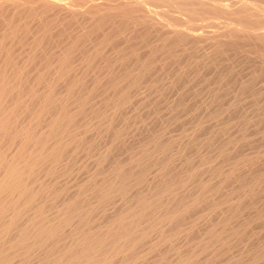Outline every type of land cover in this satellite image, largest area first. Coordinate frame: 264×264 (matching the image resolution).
<instances>
[{
	"label": "bare ground",
	"instance_id": "6f19581e",
	"mask_svg": "<svg viewBox=\"0 0 264 264\" xmlns=\"http://www.w3.org/2000/svg\"><path fill=\"white\" fill-rule=\"evenodd\" d=\"M234 59L264 75V0H0V264H264V101L259 140L213 108Z\"/></svg>",
	"mask_w": 264,
	"mask_h": 264
},
{
	"label": "rangeland",
	"instance_id": "374dc122",
	"mask_svg": "<svg viewBox=\"0 0 264 264\" xmlns=\"http://www.w3.org/2000/svg\"><path fill=\"white\" fill-rule=\"evenodd\" d=\"M231 1V0H230ZM227 2H229V1H227ZM158 6V5H157ZM159 6H160V4H159ZM159 8V10H166L167 9V7L166 6H162L161 5V7H158ZM163 8H165V9H163ZM173 12V11H172ZM177 14V13H176ZM176 14H174V15H176ZM216 15H214V16H212V15H210V16H206L204 19H199V21L198 20H196V24H200L199 25V27H201L202 28V30L203 31H206L207 33H212V32H214L215 31V29H216V31H218L217 29H224V25H226V24H228V23H230V20L228 19V21H227V18H225V17H223V16H221L220 15V17L218 16H216ZM209 18V19H208ZM215 18V19H214ZM226 21V22H225ZM216 22V23H215ZM214 23V24H213ZM220 23H224L223 25L222 24H220ZM222 29V30H223ZM221 31V30H220ZM183 61H185V60H182V62ZM188 61H190V60H188ZM192 61V60H191ZM190 61V62H191ZM194 61V60H193ZM193 61L191 62V63H193ZM226 61V60H225ZM225 61H222L223 62V64L221 65L222 67H233V68H235V70L234 69H232V67H231V72H230V75H232V73H234L233 74V76L232 77H234V79L229 75V78L231 77V79H233V80H235L236 81V83H235V81H233V80H231V82L229 81V83H230V85H228V86H226L227 88H223V90L221 89V91H220V95H219V97H218V99H217V102H215V107H213L214 109H215V111H217L218 112V114H219V119L220 118H222V119H220V120H222V121H224L225 120V117L223 118V116L222 115H224L225 113H226V111H227V114H225V116H227L228 117V119H227V117H226V120L225 121H230L231 120V117L233 116L232 114L233 113H235V115L232 117V120L230 121V122H234V121H236L235 123H234V125H235V127L237 126V129H241V128H243V127H245L246 129H248V127H246L247 125L245 124V120H246V123H248V126H249V130L250 131H248V132H250L251 134V136H253L254 135V133H252L253 131H254V129L252 130V126H253V124H254V122H252L251 120H260V119H262L263 117H264V114H263V117L261 118V117H259V114H260V110H259V108H261L262 106H263V101H264V75L263 74H261L259 77H258V79H256L254 82H253V84H251V85H247L248 86V88L246 87V88H244V86L243 87H241L240 85H241V79H247V78H249L250 77V73H253V71H254V69L258 66V68H256V70H259V63H258V60H253V59H234V60H230V61H228L227 60V64H225L226 62ZM186 62V61H185ZM184 62V63H185ZM197 62L198 63H193L192 64V67H196L198 64H199V66L201 65V63H202V60H197ZM228 62L231 64H229L228 65ZM219 63V64H220ZM234 64V65H233ZM234 70V71H233ZM251 70H253L252 72H251ZM255 70V71H256ZM208 71H210L211 72V70H208ZM208 71H206L205 73H203L201 76L200 75H195V74H193L192 75V77H191V83H189V84H185V85H182V84H180V85H178V88L180 87L181 88V86L183 87V88H179V92L181 93L182 91H186L188 94H189V99H188V105H186L187 107H186V109H181V110H179L178 112H177V118L174 120V122L173 123H175V125L174 124H171V126L168 128L169 130H167L166 132H165V137H168L167 135L168 134H172V136H176L177 137V135H180V133H182V131H184V129H183V127H185L186 126V124L185 123H187L188 122V120L190 119V118H192V115L194 116V113L196 112V113H200L199 112V109H201V107H203L204 106V102L209 98V96L212 94L211 93V91L213 90V88H214V86L213 85H211L212 84V82H214V80H213V78H215V76H216V73L214 74L213 72H209V74H208ZM204 74H206V75H204ZM204 75V76H203ZM263 75V76H262ZM207 76V77H206ZM239 76V77H238ZM204 77V78H203ZM213 77V78H212ZM237 78V80H236V78ZM212 78V79H211ZM209 79H211V80H209ZM240 79V82L238 81ZM184 81V80H183ZM182 81V82H183ZM238 81V82H237ZM234 82V83H233ZM240 83V84H239ZM183 84H184V82H183ZM239 85V87H238V85ZM232 86V87H231ZM237 87H238V89L240 90V91H242V92H240L239 90H237ZM241 87V88H240ZM250 87V88H249ZM243 88V89H242ZM145 91H146V89H144ZM144 90L142 89V91L141 92H144ZM234 90V91H233ZM249 90V91H248ZM226 92V93H225ZM237 92H238V97H237ZM144 94V93H143ZM175 94V95H174ZM174 94H171V97H173L174 98V96H176V93L174 92ZM226 97V98H225ZM176 98V97H175ZM237 99V100H236ZM239 99V100H238ZM221 100H225L223 103H225V104H223V103H221L222 101ZM220 101V102H219ZM227 101H229V102H227ZM219 102V103H218ZM217 103V104H216ZM221 103V104H220ZM220 104V105H219ZM227 104V105H226ZM233 104V105H232ZM216 105H218V106H216ZM232 107H231V106ZM214 106V105H213ZM225 106H226V108H225ZM230 107V110H229V107ZM198 107H199V109H198ZM219 107V108H218ZM222 107V108H221ZM224 107V108H223ZM232 108V109H231ZM198 111H196V110ZM222 109V110H221ZM225 109H227V110H225ZM186 110V111H185ZM231 110H233V111H231ZM220 111V112H219ZM230 111V112H229ZM260 111V112H259ZM228 112H229V115H230V118H229V116H228ZM233 112V113H232ZM183 113V114H182ZM224 113V114H223ZM257 114H258V117H257ZM262 114V113H261ZM181 115V116H180ZM240 115H242L243 117H240ZM256 115V116H255ZM167 117L169 116V115H166ZM180 118H179V117ZM188 116V117H187ZM235 116H237V117H235ZM240 117V119H239V117ZM247 116V117H246ZM255 116V117H254ZM244 117H246V118H244ZM218 118V117H217ZM237 118V119H236ZM243 118H244V120H243ZM254 118V119H253ZM255 118H257V119H255ZM158 118H156L155 119V123H156V129L158 130L159 129V127H160V121H159V119L157 120ZM179 119V120H178ZM236 119V120H235ZM242 119V120H241ZM249 119V120H248ZM183 120V121H182ZM234 120V121H233ZM238 120H239V122H238ZM247 120H248V122H247ZM157 121V122H156ZM159 121V122H158ZM184 121H187V122H184ZM221 121V122H222ZM224 121V122H225ZM244 121V122H243ZM220 122V121H219ZM238 122V123H237ZM249 123H250V125H252L251 127H250V125H249ZM152 124H153V122H152ZM185 125V126H184ZM183 126V127H182ZM255 126H257L256 124H255ZM261 126H264V122L262 123V125ZM260 126V127H261ZM176 127V128H175ZM170 128H172V129H170ZM175 128V129H174ZM178 128V129H177ZM182 130V131H181ZM172 131V132H171ZM174 131V132H173ZM181 131V132H180ZM167 132H169L167 135H166V133ZM253 134V135H252ZM250 136V137H251ZM255 136H257V137H255ZM255 136H253V137H251V139L252 138H254V139H256L257 138V140H259L258 138H260L261 136H259V135H255ZM169 137H170V135H169ZM253 139V140H254ZM253 140H251V142H253ZM256 140V141H257ZM255 141V140H254ZM255 141V142H256ZM255 142H253V143H255ZM252 143V144H253ZM247 145L248 144H246V148L244 149L245 151H246V153L248 152V150L250 149H248V147H247ZM258 146V145H257ZM250 147H253V148H251L250 150H249V152L248 153H250L251 152V150L252 151H254V148L256 147V143H255V145L253 144V146H250ZM257 148V147H256ZM248 149V150H247Z\"/></svg>",
	"mask_w": 264,
	"mask_h": 264
}]
</instances>
